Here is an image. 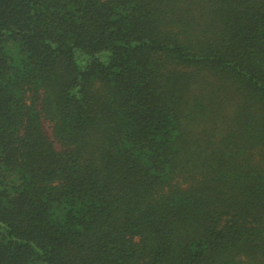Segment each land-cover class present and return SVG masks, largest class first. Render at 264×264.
<instances>
[{
  "label": "trees",
  "instance_id": "16d2710c",
  "mask_svg": "<svg viewBox=\"0 0 264 264\" xmlns=\"http://www.w3.org/2000/svg\"><path fill=\"white\" fill-rule=\"evenodd\" d=\"M0 264H264V0H0Z\"/></svg>",
  "mask_w": 264,
  "mask_h": 264
}]
</instances>
